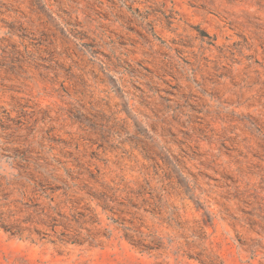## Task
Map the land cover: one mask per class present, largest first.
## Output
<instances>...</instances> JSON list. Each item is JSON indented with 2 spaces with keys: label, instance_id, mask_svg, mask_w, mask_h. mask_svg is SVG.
<instances>
[{
  "label": "rangeland",
  "instance_id": "obj_1",
  "mask_svg": "<svg viewBox=\"0 0 264 264\" xmlns=\"http://www.w3.org/2000/svg\"><path fill=\"white\" fill-rule=\"evenodd\" d=\"M46 164L102 245L0 264H264V0H0V201Z\"/></svg>",
  "mask_w": 264,
  "mask_h": 264
},
{
  "label": "trees",
  "instance_id": "obj_2",
  "mask_svg": "<svg viewBox=\"0 0 264 264\" xmlns=\"http://www.w3.org/2000/svg\"><path fill=\"white\" fill-rule=\"evenodd\" d=\"M18 164L19 169L27 171L28 165ZM21 165V166H20ZM42 167L37 164V167ZM35 168V170H36ZM48 175L39 174L24 176L25 172L19 174L21 180L34 183L31 197L26 192V184L20 182L22 189H19L18 199L9 202L10 196L6 195L0 201V229L12 238L22 240L25 236L27 240L37 237L42 242L47 236H51L54 240L52 245L61 247H85L97 248L102 245L95 237L85 239L83 232H92L99 226V219L94 211L86 209L91 215L88 216L80 210L84 199H80L82 190L79 182L81 178L75 176L74 172L65 170L66 175H59V168L53 164H46ZM27 173V172H26ZM27 183V184H28ZM49 188H46V186ZM12 196V194H10ZM88 200L91 204H95L96 208H101L108 213V202L98 199L93 194H88ZM36 200V202H35ZM41 200H47V205L42 206L38 203ZM100 200V202H99ZM92 228V230L87 229ZM40 230H45L44 233ZM129 244L135 249H139L141 253H145L144 246H135Z\"/></svg>",
  "mask_w": 264,
  "mask_h": 264
}]
</instances>
